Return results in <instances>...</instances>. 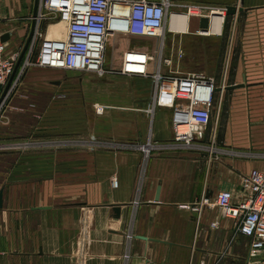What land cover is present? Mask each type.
Wrapping results in <instances>:
<instances>
[{
	"label": "crops",
	"instance_id": "0c3cea01",
	"mask_svg": "<svg viewBox=\"0 0 264 264\" xmlns=\"http://www.w3.org/2000/svg\"><path fill=\"white\" fill-rule=\"evenodd\" d=\"M35 1L0 0V31L10 50L25 46ZM170 2L183 11L237 9L233 16L226 12L217 34L201 35L197 17H190L183 33L187 64L200 57L195 38L219 42L221 54L203 53L201 71L194 73L217 81L219 117L213 116L206 143L224 153L169 150L146 160L132 148L169 142L173 111L157 108L149 114L155 81L118 74L122 55L137 49L154 56L151 74L159 59H171L174 69L184 58L179 34L167 32L156 50L130 43L106 68L114 73L104 77L33 69L0 122V255L8 261L264 264V251L251 258L249 239L235 233L233 221L222 220L217 210L199 215L187 208L223 190L240 201L242 177L253 170L264 173V0ZM42 30L47 40L66 36V26L57 21L44 23ZM214 222L218 229L211 228Z\"/></svg>",
	"mask_w": 264,
	"mask_h": 264
},
{
	"label": "built area",
	"instance_id": "2783aa9c",
	"mask_svg": "<svg viewBox=\"0 0 264 264\" xmlns=\"http://www.w3.org/2000/svg\"><path fill=\"white\" fill-rule=\"evenodd\" d=\"M226 12V8L209 10L204 7H188L183 11L170 0H39L35 32L18 68L21 55L9 52L0 31V121L24 74L31 67L104 77L114 73L105 68V53L111 36L163 39L167 32L180 34L178 21L172 28L173 18L207 17L211 26L216 16L224 22ZM49 21L64 24L66 36L41 44L45 36L43 24ZM199 33L204 35L206 32ZM154 61V56L130 49L122 55L118 74L151 77L155 81L156 94L149 114L152 115L157 108L173 111L172 139L166 143L150 141L132 148L142 151L146 160L152 153L169 150L206 152L210 157L223 154L215 145L206 143L213 116L215 119L219 117V111L214 110L216 79L203 73L180 75L173 71L171 59H159L155 72L151 74ZM12 77L10 88L3 96ZM97 111L103 113L102 108ZM242 190L245 196L240 201L234 200L231 191L223 190L214 199L203 196L198 203L187 208L199 215L205 209L217 210L222 220L233 221L235 233L249 239V256L256 258L264 251V173L253 170L244 175ZM218 227V222L211 224L212 229Z\"/></svg>",
	"mask_w": 264,
	"mask_h": 264
},
{
	"label": "rangeland",
	"instance_id": "374dc122",
	"mask_svg": "<svg viewBox=\"0 0 264 264\" xmlns=\"http://www.w3.org/2000/svg\"><path fill=\"white\" fill-rule=\"evenodd\" d=\"M45 35V34H44ZM180 37L179 39H182L180 43L181 44V48L184 52V58L181 60V62L176 63L175 67L173 69L174 72H178V74L180 75H185L188 73H194L195 71H201L202 68V64H201V56L203 53L210 54L212 55V57H217L218 54H221V48L219 45L218 40L216 39V37H212V38H205V37H199V38H195V43H194V48H195V53H197L200 57H197V61L196 58H194V65L192 64H187L185 61V34L180 33L179 34ZM132 39H134L132 41ZM159 40L162 41V43L164 42V38L163 39H152V38H134V37H130V36H122V35H114L111 36L110 39L108 40L107 43V49H106V53H105V59H106V63H105V68L110 70V67L113 66L115 63H117L121 57V53L122 51L128 47L129 45L132 44H138L142 47L145 48H149L152 50H156L158 45H159ZM166 40V39H165ZM168 40V39H167ZM42 41H47V37L46 35L44 36V38L41 40V44ZM132 41V42H131ZM40 45H39V50H40ZM24 48V46H23ZM23 48H20L18 50H10L9 48V52L11 54L14 55H21ZM225 54V52L223 53V55ZM19 55V56H20ZM110 66V67H109ZM213 67H215V64L212 65ZM109 67V68H108ZM36 67H31L29 68L26 73L23 76L22 82L20 84V86L24 85V88L26 87V85L29 83V74L31 72H33ZM199 69V70H197ZM35 73H40V70H36L35 69ZM30 77V76H29ZM26 83V84H25ZM20 86L18 87L17 91L19 90ZM17 91L15 92V94L17 93ZM14 94V95H15ZM10 103V102H9ZM9 105V104H8ZM7 105V106H8ZM4 115L3 118L0 122H4ZM23 147V146H22ZM21 147V148H22ZM9 148H7L8 150ZM13 149V148H11ZM6 257V258H5ZM13 257L8 261L7 260V256H1L0 255V264H17L15 262H13Z\"/></svg>",
	"mask_w": 264,
	"mask_h": 264
},
{
	"label": "water",
	"instance_id": "95a60500",
	"mask_svg": "<svg viewBox=\"0 0 264 264\" xmlns=\"http://www.w3.org/2000/svg\"><path fill=\"white\" fill-rule=\"evenodd\" d=\"M38 8H39V0H36L35 1L34 13H33V17H32V29H31L30 35H29V37L27 39V42H26V44H25V46H24V48L22 50L21 56H20L18 64H17V68L21 64L22 59L24 58V55H25V53H26V51L28 49V46H29V44L31 42V39H32V37L34 35L35 28H36V17H37V13H38ZM236 14H237V9L235 7H228L227 8V15L228 16H230V15L233 16V15H236ZM209 23H210V19L209 18L205 17V18L201 19L200 28H201L202 32H208V29H209V26H210ZM3 40L6 41V36H4ZM13 77L10 79L8 85L6 86L5 91L3 93V96L9 90L10 85H11V83L13 81ZM228 89H233V87H228ZM0 90H1V87H0ZM158 201H159V190H158L157 195L155 197V202H158ZM3 204H4V192L0 191V209L3 208ZM114 209H115V212H116L117 216L119 217L120 208L116 207Z\"/></svg>",
	"mask_w": 264,
	"mask_h": 264
},
{
	"label": "bare ground",
	"instance_id": "6f19581e",
	"mask_svg": "<svg viewBox=\"0 0 264 264\" xmlns=\"http://www.w3.org/2000/svg\"><path fill=\"white\" fill-rule=\"evenodd\" d=\"M172 21H173L172 28H174V25L176 24L177 21L179 22V29H178L179 33H185V31H187L188 17L180 16V18H173ZM221 25H222L221 19H219V17L217 16L214 17L211 23V31L206 33L204 32L205 33L204 35H208V33L209 35L210 33L217 34L221 29Z\"/></svg>",
	"mask_w": 264,
	"mask_h": 264
}]
</instances>
